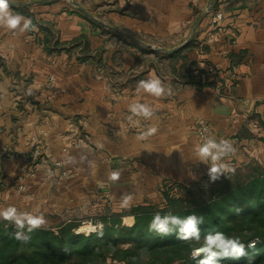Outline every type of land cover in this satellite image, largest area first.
Segmentation results:
<instances>
[{"label": "crops", "instance_id": "crops-1", "mask_svg": "<svg viewBox=\"0 0 264 264\" xmlns=\"http://www.w3.org/2000/svg\"><path fill=\"white\" fill-rule=\"evenodd\" d=\"M23 1L29 9L13 11L33 15L38 30L14 34L0 28V208L14 205L65 219L89 201L122 213L138 205L164 206L165 193L207 187L208 166L193 153L198 119L209 122L217 140L234 143L237 153L230 163L236 169L264 168V132L252 128L254 123L264 128V0H217V10L225 15L217 26L206 14L211 0L16 3ZM75 3L112 32L94 27ZM49 27L60 44L54 52L44 42L42 28ZM81 37L88 41L86 60L80 59ZM186 45L175 58L161 49ZM147 48L157 53H142ZM210 66L229 79L228 88L218 83L197 88L187 81ZM150 73L171 87L170 96L136 94L138 82ZM51 74L53 94L45 88ZM135 100L155 109L139 127L128 119V105ZM150 125L158 127L157 134L138 141ZM84 136L90 147H70V139ZM45 157L67 160L63 170L69 177L61 179L58 169L45 180ZM115 170L121 176L112 182L108 176ZM20 184L25 191L18 190ZM125 194L133 196L129 209L120 208Z\"/></svg>", "mask_w": 264, "mask_h": 264}, {"label": "trees", "instance_id": "trees-1", "mask_svg": "<svg viewBox=\"0 0 264 264\" xmlns=\"http://www.w3.org/2000/svg\"><path fill=\"white\" fill-rule=\"evenodd\" d=\"M25 3L23 1L11 7L25 11L29 9V6L23 5ZM218 3L216 1L212 11H217ZM30 16L35 24L33 15ZM89 20L102 32H112L99 21ZM42 30L47 51H57L60 44L56 31L52 27ZM81 39L85 44H81L83 56L80 59L86 60L88 41L85 37ZM188 47L186 45L169 53L167 57L175 58ZM142 53L157 52L147 48ZM97 61L100 62L101 57ZM0 65H3L1 58ZM187 81L197 88L217 84L215 79L210 80L209 72L204 70L190 75ZM245 169L248 172L242 174ZM194 187H185L184 191L194 192ZM205 189L208 195L201 201L165 193L164 206L138 205L127 212L103 215L99 219L105 226L102 236L95 233L89 237L76 235L74 229L79 222L69 219L54 227L35 230L31 234V241L22 244L12 238L13 225L4 221L0 224V264H109V261L111 264H196L190 258V252L192 247L198 245L180 241L174 235L161 237L148 230L149 222L157 212L162 215L172 212L181 217L192 213L202 215V238L207 232L222 231L229 236H239L246 244L251 240L258 241L256 248L249 250V256L239 261L225 260L222 264H264V168L258 164L238 168L234 174L222 176ZM128 216L135 217V224L131 228L122 223L123 218Z\"/></svg>", "mask_w": 264, "mask_h": 264}, {"label": "clouds", "instance_id": "clouds-1", "mask_svg": "<svg viewBox=\"0 0 264 264\" xmlns=\"http://www.w3.org/2000/svg\"><path fill=\"white\" fill-rule=\"evenodd\" d=\"M12 5H16V0H0V28L14 34L37 31V26L32 19L14 12ZM200 66L203 67V65ZM135 92L137 95L144 93L160 99L170 96L172 89L155 73H150L147 79L138 82ZM28 94H31V89ZM128 111L131 114L128 119L134 127H139L140 119L151 120L155 115V109L149 103L138 100L129 103ZM158 131L157 126L150 125L140 131L136 139L138 141L147 140L149 137L155 136ZM98 147L102 148L103 145H98ZM193 153L198 162L208 166L207 175L210 182H216L222 176L226 177L227 174H234L236 171V168L230 163V159L236 155L237 148L230 140H217L215 136L209 134L202 139V142L194 145ZM51 174L49 171V175ZM120 176L121 172L115 170L109 173L108 179L116 182ZM132 201L131 194L123 195L120 208L129 209ZM0 219L13 225L12 238L22 244L29 243L32 239L31 234L47 225L43 214L20 211L14 205L0 208ZM122 223L125 227L131 228L135 224V217H124ZM203 223L204 217L195 213L181 217L172 212L163 215L157 212L149 222L148 230L161 237L174 235L180 241L198 245L192 247L190 252V258L196 261V264H222V261L225 260L239 261L249 256V250L256 248L258 241L251 240L246 244L239 236H229L222 231L207 232L202 238L200 226ZM104 227L102 222L93 223L91 220H87L75 228L74 233L86 237L94 233L102 236Z\"/></svg>", "mask_w": 264, "mask_h": 264}, {"label": "built area", "instance_id": "built-area-1", "mask_svg": "<svg viewBox=\"0 0 264 264\" xmlns=\"http://www.w3.org/2000/svg\"><path fill=\"white\" fill-rule=\"evenodd\" d=\"M208 15L211 16V24L213 26H217L219 25L220 22L223 21L225 15L224 12L217 10V11H212L208 13ZM208 72L210 74V76L215 79L218 83V85H220L223 88H228L229 87V79L227 78H222L220 76V72L218 70V68H216L215 66H210L208 67ZM55 81H56V77L54 74H51L48 76L47 81L45 82V88L50 91L52 94L54 93V85H55ZM244 103H248V101H244ZM252 128L256 131V132H264V128H262L258 123H254L252 124ZM195 130H196V135H197V141L198 143L202 142V139L211 134L214 136V131L212 126L209 124V122H207L204 119H198L195 122ZM33 143L35 145V148L38 149L41 146V143L39 140H33ZM38 144L40 145L38 147ZM70 147H77V148H82V147H90V145L88 144V142L86 141V137H77L74 138L70 143H69ZM46 161V160H45ZM68 161L63 159L61 160V162L59 161L57 163V166L59 167H63ZM69 177V173L67 171H64L61 173L60 178H67ZM53 178V174L49 175V172L46 173V178L45 180H49ZM18 190L23 192L25 191V186L23 184H20L18 186Z\"/></svg>", "mask_w": 264, "mask_h": 264}, {"label": "rangeland", "instance_id": "rangeland-1", "mask_svg": "<svg viewBox=\"0 0 264 264\" xmlns=\"http://www.w3.org/2000/svg\"><path fill=\"white\" fill-rule=\"evenodd\" d=\"M82 135H83V132L80 136H82ZM73 139L74 138L70 139L68 142L70 143ZM40 160H38V161H40ZM42 160H43V163H45L47 166V167H45L46 169H44L45 173H48L49 171H51V173L54 174L55 170H58V169H60L62 171L63 167H65L68 164V162H67L63 167H59V166H57V163L59 161L61 162V160H63V159L50 161L48 157H45L44 159L42 158ZM243 172L247 173L248 170H246V169L243 170L242 174H243ZM245 175H244V178H245ZM197 188H199L200 190H197ZM193 189H194V192L184 191L182 195L180 192L179 193H173L171 195L172 196H174V195L185 196L184 198L187 200L190 198L192 199V197H193L195 201H197V200L201 201L205 196L208 195V193L205 192L206 189L203 185H201V187L195 186ZM181 196H180V198H181ZM103 199H104V197H103ZM103 204H104L103 202L97 204V203H93L92 201H89V203H87V205L82 210L74 209L73 212L71 213L72 216L67 217L65 219H64V217H62L61 215H57L56 213H48V212L44 213L43 215L45 216V218L47 220V225L44 227H54V226L58 225L59 223L66 221L69 218L74 219L77 222H79V225L81 223H83L84 221H87V220H91L93 223H98V222H100L99 219L101 218V216L106 215L108 213H111V211H109V210L107 212L105 210L104 211L102 210ZM123 212H125V211H123ZM128 217H130V216H128ZM3 222H4V220H0V224Z\"/></svg>", "mask_w": 264, "mask_h": 264}, {"label": "water", "instance_id": "water-1", "mask_svg": "<svg viewBox=\"0 0 264 264\" xmlns=\"http://www.w3.org/2000/svg\"><path fill=\"white\" fill-rule=\"evenodd\" d=\"M216 1L217 0H211V2H210V6H209V8L207 9V12H206V14H208L209 12H211V10H212V7L214 6V4L216 3ZM16 5H17V3H16ZM24 5H27V4H24ZM75 5L78 7V9L80 10V11H82L83 13H85L87 16H89L91 19H93V20H97V21H99L100 23H103V22H101L100 20H98L97 18H95L92 14H90L83 6H81L79 3H75ZM200 21L201 20H199L198 22H197V26L199 25V23H200ZM197 26H196V28H197ZM196 28H195V30H196ZM180 48V47H179ZM179 48H177V49H171V50H167V49H163V48H161L162 50H164V51H168L169 53H173V52H175L176 50H178Z\"/></svg>", "mask_w": 264, "mask_h": 264}]
</instances>
